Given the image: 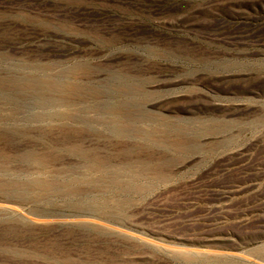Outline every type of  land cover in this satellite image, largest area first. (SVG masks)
Instances as JSON below:
<instances>
[{"label": "rangeland", "instance_id": "obj_1", "mask_svg": "<svg viewBox=\"0 0 264 264\" xmlns=\"http://www.w3.org/2000/svg\"><path fill=\"white\" fill-rule=\"evenodd\" d=\"M0 264H264V0H0Z\"/></svg>", "mask_w": 264, "mask_h": 264}]
</instances>
